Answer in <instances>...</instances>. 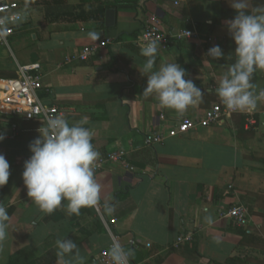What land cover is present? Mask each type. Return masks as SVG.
Segmentation results:
<instances>
[{
    "label": "crops",
    "instance_id": "obj_1",
    "mask_svg": "<svg viewBox=\"0 0 264 264\" xmlns=\"http://www.w3.org/2000/svg\"><path fill=\"white\" fill-rule=\"evenodd\" d=\"M15 1L27 16L0 44V79L39 63V96L57 107L63 134L86 142V164L126 154L89 171L85 188L67 185L45 119L0 112V203L9 205L0 264H98L113 241L131 264H264V0H101L115 10L112 27ZM96 1L65 3L79 11ZM150 20L196 35L146 51L138 40ZM85 45L97 50L80 61ZM247 96L243 112L168 136L184 118ZM152 134L165 139L145 145ZM235 204L246 208L242 226L222 216Z\"/></svg>",
    "mask_w": 264,
    "mask_h": 264
},
{
    "label": "built area",
    "instance_id": "obj_2",
    "mask_svg": "<svg viewBox=\"0 0 264 264\" xmlns=\"http://www.w3.org/2000/svg\"><path fill=\"white\" fill-rule=\"evenodd\" d=\"M24 19L21 5L18 1H0V44L6 45L9 37L14 34L15 27ZM194 30L181 29L173 33L164 32L159 24L150 20L142 27L138 44L146 51L166 49L172 40H180L195 36ZM92 45L83 46L77 54V59L86 61L95 52ZM42 68L39 63H28L18 66L17 75L13 78L0 79V112L7 115H20L25 119L43 118L48 124V139L56 144L60 150L61 159L59 168L65 173L67 185L80 184L85 188L89 177V171L93 173L101 170L107 163L121 160L126 151L116 148L101 155L94 163L88 166L85 162L87 153L86 142L80 139L75 131L62 133L60 114L56 106L45 104L39 96L42 88ZM258 97H264V86L258 93ZM252 97L247 96L242 101L218 102L204 111L201 117H186L170 129L168 136L173 137L190 130L207 127L232 115L241 113L252 102ZM252 122V118H248ZM3 135L0 129V137ZM165 135H148L144 139L145 145H153L163 142ZM9 205L0 203V217L8 213ZM246 208L241 204H235L222 211V216L232 220L237 226L245 223ZM192 240V234L188 233L177 238L178 242ZM131 244L135 243L130 240ZM149 246V244H147ZM98 264H131L129 254L122 251L115 241L102 249L97 256Z\"/></svg>",
    "mask_w": 264,
    "mask_h": 264
},
{
    "label": "trees",
    "instance_id": "obj_3",
    "mask_svg": "<svg viewBox=\"0 0 264 264\" xmlns=\"http://www.w3.org/2000/svg\"><path fill=\"white\" fill-rule=\"evenodd\" d=\"M65 1L66 0H36L35 2H37V4H44L47 7L51 6L52 8H59V12L62 15H64L63 17H65L68 20H73V19H81L85 21L95 20L99 22L101 25H103L104 13L106 8L108 7L107 3H104L101 0H97L95 4L90 6L88 9L79 8V11H74L69 5H66ZM130 1L135 2L136 0H130ZM51 12H48L46 14L48 16V18L46 19L51 20L49 18V14H51ZM220 61L226 63L229 62L230 60L221 59Z\"/></svg>",
    "mask_w": 264,
    "mask_h": 264
},
{
    "label": "water",
    "instance_id": "obj_4",
    "mask_svg": "<svg viewBox=\"0 0 264 264\" xmlns=\"http://www.w3.org/2000/svg\"><path fill=\"white\" fill-rule=\"evenodd\" d=\"M24 17L27 16V13L23 14ZM115 20V10L113 8H108L105 11L104 24L106 27H112Z\"/></svg>",
    "mask_w": 264,
    "mask_h": 264
}]
</instances>
